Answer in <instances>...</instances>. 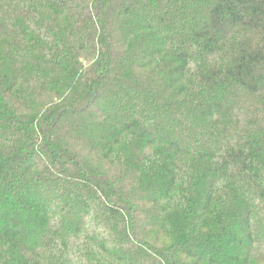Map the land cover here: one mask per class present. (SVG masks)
Instances as JSON below:
<instances>
[{"label": "trees", "instance_id": "trees-1", "mask_svg": "<svg viewBox=\"0 0 264 264\" xmlns=\"http://www.w3.org/2000/svg\"><path fill=\"white\" fill-rule=\"evenodd\" d=\"M0 264H264V0H0Z\"/></svg>", "mask_w": 264, "mask_h": 264}]
</instances>
